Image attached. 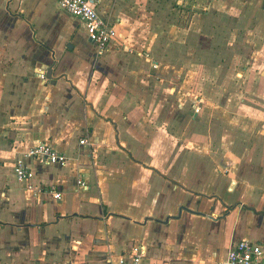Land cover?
<instances>
[{"label":"crops","instance_id":"1","mask_svg":"<svg viewBox=\"0 0 264 264\" xmlns=\"http://www.w3.org/2000/svg\"><path fill=\"white\" fill-rule=\"evenodd\" d=\"M221 4L264 54V0H100L117 33L103 52L58 0H0V264H112L136 244L142 264H226L242 238L264 263V142L199 139L208 126L179 108ZM41 141L66 164L24 157ZM20 158L60 199L16 179Z\"/></svg>","mask_w":264,"mask_h":264},{"label":"rangeland","instance_id":"2","mask_svg":"<svg viewBox=\"0 0 264 264\" xmlns=\"http://www.w3.org/2000/svg\"><path fill=\"white\" fill-rule=\"evenodd\" d=\"M223 10L222 4L214 8L213 21H207L199 38L193 41L197 74L195 77L186 72L181 74V78L191 82L180 89L186 100H181L179 108L186 114L198 113L197 120L208 126L206 135L197 136L199 139L207 138L217 145L228 141L230 144L225 145L228 147L249 145L257 140L264 142V79L261 77L264 54L253 52L258 33L251 23L245 29V21L237 22L233 10ZM261 35L263 38L264 33ZM184 46L177 48L183 53L182 62L186 58ZM176 56L180 58L178 52ZM241 62H248V68L239 69ZM168 151L165 146V157Z\"/></svg>","mask_w":264,"mask_h":264},{"label":"built area","instance_id":"3","mask_svg":"<svg viewBox=\"0 0 264 264\" xmlns=\"http://www.w3.org/2000/svg\"><path fill=\"white\" fill-rule=\"evenodd\" d=\"M100 0H58L59 7L67 11L70 15L77 17L84 23L88 30L89 40L99 52L105 51L110 43L117 36L116 29L111 23L104 19L98 11ZM37 75L40 79H46L44 69H37ZM80 144H87L88 139L82 138ZM24 157L32 158L38 164L58 163L66 164L68 157L65 153L55 150L46 142H37L27 149ZM14 174L18 181H27V189L34 194H51L54 198L60 199L61 193L55 185L34 186L30 181L33 176L32 170L24 159L17 160L14 166ZM77 184L85 187L82 179L77 180ZM129 257L120 255L112 264H142L145 256V248L136 244L131 247ZM263 249L261 244L247 238H242L234 242L227 254L226 264H264L262 261Z\"/></svg>","mask_w":264,"mask_h":264},{"label":"water","instance_id":"4","mask_svg":"<svg viewBox=\"0 0 264 264\" xmlns=\"http://www.w3.org/2000/svg\"><path fill=\"white\" fill-rule=\"evenodd\" d=\"M48 77H50L51 69H48Z\"/></svg>","mask_w":264,"mask_h":264}]
</instances>
